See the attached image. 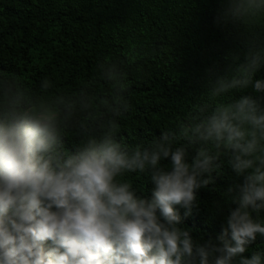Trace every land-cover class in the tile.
I'll return each mask as SVG.
<instances>
[{
  "label": "clouds",
  "instance_id": "1",
  "mask_svg": "<svg viewBox=\"0 0 264 264\" xmlns=\"http://www.w3.org/2000/svg\"><path fill=\"white\" fill-rule=\"evenodd\" d=\"M217 20L240 48L134 146L115 125L66 144L70 105L0 90V264H264V0H220ZM202 191L223 222L197 238L185 219Z\"/></svg>",
  "mask_w": 264,
  "mask_h": 264
},
{
  "label": "trees",
  "instance_id": "2",
  "mask_svg": "<svg viewBox=\"0 0 264 264\" xmlns=\"http://www.w3.org/2000/svg\"><path fill=\"white\" fill-rule=\"evenodd\" d=\"M219 6L220 0H0V90L70 105L66 144L79 146L112 125L118 142L143 143L195 103L205 69L223 67L240 48L236 30L218 23ZM200 197L185 219L197 238L217 234L223 222L220 195Z\"/></svg>",
  "mask_w": 264,
  "mask_h": 264
}]
</instances>
